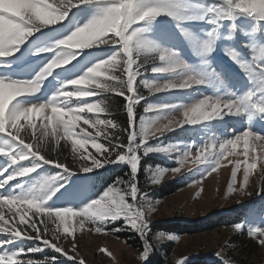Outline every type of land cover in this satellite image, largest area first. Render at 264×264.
<instances>
[{
	"label": "rangeland",
	"instance_id": "374dc122",
	"mask_svg": "<svg viewBox=\"0 0 264 264\" xmlns=\"http://www.w3.org/2000/svg\"><path fill=\"white\" fill-rule=\"evenodd\" d=\"M169 3L176 9L177 14L175 16L162 14L152 20L139 21L131 26L133 31L142 30L141 38L152 49V51L142 49L138 53L139 59L145 63L137 80V87L141 88L140 92L136 91V95L141 99L134 109L137 127H148L153 121L162 116L176 115L177 118H182L181 112L185 107L191 106L205 97L227 101L236 100L248 92H252L253 96L249 102L250 106L240 114L224 115L222 118L201 122L197 125L185 124L147 142L150 147L168 148L167 152L153 151L142 154L138 162V178L140 177L139 173L144 172V178L141 177L144 183L142 184V181H139V187L142 193H147L148 200L152 204L149 217L150 225L170 220L187 221L188 223V221L198 220L206 216L231 213L241 204L237 203L250 196L247 193L252 195L261 189L264 177L258 166L249 176L246 187L241 190L244 171L242 164L237 173L236 190L229 192L233 165L224 161L216 172L201 179L211 167L212 160L209 159L205 164L190 171L188 169L194 166L189 163L182 169L180 174L173 177L171 173H168L159 184H152V178L158 172L175 169L178 166L177 158L193 145L198 149L209 142L234 138L235 135L241 134L245 130L264 135V113L257 110V106H264V67H262L264 66V20L240 12H235L234 16L229 19L226 15L229 6L225 3V0H169ZM217 10H219L220 16H217ZM99 11L98 5H81L73 8L65 21L45 27L34 33L33 37L29 38L12 57L0 61V78L33 79L41 68L53 58L52 53L39 54L38 49L51 47L59 38L66 37L77 26H82L97 16ZM213 20L217 22L212 23ZM59 25L62 26L58 27ZM213 31L215 36L210 37L209 33ZM205 45L211 46L212 51L210 53L203 51ZM226 49L235 50L238 54V60L247 64V68H242L240 63L226 55ZM76 51H79V54L75 60L70 61L68 65L55 69L50 76L41 82V87L36 93L25 94L16 98L13 102L14 105L24 107L47 103L64 83L70 79L79 78L87 71L88 67L94 66L95 63L110 58L116 49L106 45H94L92 48ZM169 51L175 52L176 55L161 62L158 59L159 54ZM77 61H79V68H76ZM181 62L188 66L187 70L178 66ZM153 67H170L172 71L154 73L151 71ZM188 74L204 82L187 89H173L151 94L145 86L149 83L162 84L175 81L184 78ZM75 87L85 86H67L69 91ZM104 94H102L103 97ZM102 95L79 99L72 98L69 103L76 106L83 103L84 100L99 102L104 100L101 98ZM111 96L117 97L112 94ZM140 104L144 105L141 107L140 112H136ZM3 108L4 90L0 88V118H3ZM149 108L152 110L147 111L146 109ZM110 110L113 111L112 108ZM87 115L89 117L99 115L101 119L105 118L103 113ZM35 122L41 123L39 119ZM82 126L88 127L86 125ZM88 131L93 132V129L89 127ZM8 137L7 134H0V148L6 149L9 154L16 153V155H20V146L17 145L14 139ZM99 142L104 143L103 140ZM16 146L18 149H16ZM48 149L51 150L52 146ZM87 151L96 154L99 159L103 158L101 154L96 153L91 145L87 147ZM237 151H242V146ZM50 153L48 151L46 155L51 157ZM54 153L53 158L56 159L58 154ZM194 154L195 149H193ZM229 159H236V157H230ZM240 159L242 160L243 157H240ZM152 161L155 163H151ZM61 162L67 163L71 169L68 171H64L60 167L45 169V165L38 158L25 159L13 165L10 156L0 155V169H7L5 176L9 173L18 174L24 167L35 169L30 174L22 177L18 176L3 189H0V196L29 195L38 198L43 206L50 209L72 207L74 210H82L89 203L103 196L117 182L118 178L126 180L130 173V165H123L124 162L115 163L110 166V169L106 170L111 176H102L100 178L105 180L98 181V176L103 174L106 168L104 164L100 168L89 171L91 175L95 176L92 181L76 183L72 179V175L77 172H84L77 170L84 161L77 162L70 155L69 160L64 159ZM87 162L91 164L90 159ZM121 171L123 172L121 173ZM116 176H118L117 179ZM53 177H56V180L51 184L47 183ZM113 177L115 180L108 183L109 178L113 179ZM0 179H4V177H0ZM197 180L200 182L195 183L194 181ZM169 181L179 185L178 188L168 195L157 194L159 188L170 183ZM256 199L261 200V205L247 210L244 220L241 221L242 225L249 231L254 228L264 229V197L257 196ZM145 207L147 208V205ZM21 209L26 211L25 206H21ZM33 213H35L34 209L28 213L29 219L35 220L41 230H43L42 220L48 223L50 229L55 227L47 219L46 214ZM78 220L79 218H73L70 221L75 231L70 230L66 234L61 229L57 234L58 239H53L51 231L47 233V238L61 247L64 253L67 254L66 256L64 253H57L50 248H45L44 251L36 254H21L18 259L33 258L41 260L44 257H57L56 264H79L81 258L84 264H147V260L142 262L139 259L144 247L140 235L135 231L124 228L122 231L129 232L131 238H138L137 243H131L112 231L113 228L118 227L117 225L123 227V218L118 219L115 223L107 224L106 230L101 233H96L93 226L87 221L83 228H79ZM159 233H164L165 239H156ZM221 233L226 234L228 230L195 235H178V240H171L166 237L174 234L156 231L152 234V244L149 241L152 247L148 258L153 251L154 255L156 254V249H163L165 244L174 241L176 243H173L174 247L166 264H176L177 260L190 254L217 248L221 244L219 241ZM8 239H10L9 236L0 234V240ZM37 243L39 242L31 239H16L7 246L6 250L31 249ZM73 244H75V249H73ZM3 250L0 249V251ZM262 254L264 255V246H262Z\"/></svg>",
	"mask_w": 264,
	"mask_h": 264
},
{
	"label": "snow or ice",
	"instance_id": "6c2138e0",
	"mask_svg": "<svg viewBox=\"0 0 264 264\" xmlns=\"http://www.w3.org/2000/svg\"><path fill=\"white\" fill-rule=\"evenodd\" d=\"M225 3L229 6V11L226 13L229 19L234 16L235 12L248 14L235 7V0H225ZM86 4L98 5L100 8L99 14L82 26H77L66 37L59 38L51 47L39 48V54L52 53L53 58L41 68L33 79L0 78V88L4 90L3 127L0 128V134H7L13 138L20 146L21 151L20 155H16V153L9 154L6 149L0 148V155L10 156L13 165L25 159L38 158L41 162L52 163L54 166L68 171L71 167L67 163L61 162L59 156L52 159L46 155L49 145H54L51 150L55 152L61 148V141H64L63 148H70L73 159L77 162L84 161L77 169L79 171L89 172L107 163L126 161L130 165V173L126 180L118 178L117 182L103 196L92 201L82 210H74L72 207L50 209L43 206L38 198L29 195L0 196V234L10 237L8 240H0V249H4L0 251V264H56L57 257H44L41 260L33 258L18 259V257L21 254H36L44 251L45 248H50L57 253H64L61 247L47 238V233L51 231L53 239H58L57 234L61 229L66 234L70 230L75 231L73 224L70 222L73 218H79V228H83L87 221L93 226L96 233L105 231L107 224L115 223L118 219L123 218V227L113 228L112 231L118 232L128 228L140 235L144 247L139 259L144 262L147 260L152 247L148 240L152 204L148 200L147 193H142L139 187L138 162L142 154L153 151H168V148L165 147H150L147 142L185 124L197 125L201 122L222 118L224 115L240 114L250 106L252 92H248L236 100L227 101L205 97L191 106L185 107L181 112L182 118H177L176 115L162 116L153 121L148 127H137L134 109L141 99L136 95L137 80L145 63L139 59L138 53L142 49L145 51H152V49L141 38L142 30L133 31L131 26L139 21L152 20L162 14L175 16L177 14L176 9L169 3V0H0V52L6 53L0 55V61L12 57L29 38L33 37L34 33L45 27L65 21L73 8ZM114 9L121 10L123 19L118 27L109 28L105 22V13ZM48 13L53 14L55 17L54 22H46L45 17ZM216 14L220 16L219 10ZM216 22V20L212 21V23ZM85 27L103 28V34L90 47L75 45L69 48L68 45L75 39L73 34ZM209 36L214 37L215 32H210ZM94 45H106L116 49V51L110 58L88 67L87 71L79 78H73L64 83L47 103L24 107L14 105L13 102L16 98L25 94L36 93L41 87V82L50 76L55 69L68 65L70 61L75 60L79 54V51L76 50L89 49ZM203 51L210 53L212 48L210 45H205ZM175 55V52L169 51L159 54L158 59L164 62ZM226 55L240 63L242 68H247V64L238 60V54L235 50L226 49ZM58 61L61 62L58 63ZM178 66L185 70L188 68L183 62ZM76 68H79V61H77ZM151 71L163 73L172 71V69L170 67H153ZM203 82V80L188 74L184 78L175 81L162 84L149 83L145 86L151 94L173 89H187L198 86ZM69 85H83L85 87H75L69 91L67 88ZM104 93L123 98L124 111L129 117L128 127H122L117 120L112 118L110 107L103 100L99 102L84 100L83 103L76 106L69 103L72 98L95 97ZM146 110L151 111L152 109ZM257 110L264 113V106H257ZM91 113H103L105 118L101 119L99 115L89 117L87 114ZM194 113H206V116H195ZM37 119L41 123H36ZM89 127L93 129V132L88 131ZM124 134H126L127 143L124 142ZM26 136L28 139L25 138ZM100 140H103L104 143L99 142ZM89 145L103 158L99 159L96 154L88 152L87 147ZM241 146L242 151L238 152L237 149ZM193 149H195L194 155ZM230 157H236V159H229ZM240 157H243V159L241 160ZM89 159L91 164L87 162ZM209 159L212 160L211 167L201 179L216 172L224 161H227L233 165L229 192L235 191L237 173L243 164L242 190L246 187L249 176L258 166L261 169V174L264 175V135L245 130L241 134L235 135L234 138L209 142L198 149L193 145L177 158L178 166L175 169L158 172L152 178V184H159L168 173H171L173 177L180 174L182 169L189 163L194 166L188 169L190 171L205 164ZM65 160H67V157H65ZM34 170L33 167H24L18 174L9 173L5 176L7 169H0V177H4V179H0V189H3L18 176L22 177ZM55 180L56 177H53L47 183L51 184ZM194 182L199 183L200 181ZM261 190H264V188H261ZM247 194L251 195V193ZM21 206H25L26 211L22 210ZM33 209L35 210L33 214H46L47 219L55 227L50 229L48 223L42 220L43 230H41L35 220L29 219L28 213L32 212ZM242 227L243 225L238 224L234 226V229L240 231ZM248 235L254 238L260 246H264V229H251ZM166 238L179 239L176 235H167ZM16 239H31L39 243L31 249L6 250L7 246ZM156 239H165V234H157ZM73 249H75V244H73ZM64 255L67 254L64 253ZM217 256L219 257L221 254L217 253ZM186 259L187 257L177 260L176 264H185ZM79 264H84L82 258L79 260ZM222 264H229V261L222 259Z\"/></svg>",
	"mask_w": 264,
	"mask_h": 264
},
{
	"label": "trees",
	"instance_id": "16d2710c",
	"mask_svg": "<svg viewBox=\"0 0 264 264\" xmlns=\"http://www.w3.org/2000/svg\"><path fill=\"white\" fill-rule=\"evenodd\" d=\"M62 25H59L60 27ZM49 27V26H48ZM57 27V28H58ZM170 34V33H168ZM137 92L141 91V88L137 87ZM104 99L103 101L105 103H108L110 106L111 114L115 120H117L122 127H128L129 126V117L127 116L126 112L124 111V100L122 97L117 96H111V94H104V97L102 95L101 97ZM144 104H140L139 108L136 109V112H140L141 107ZM40 123V122H36ZM10 139H13L11 137H8ZM26 138H28L26 136ZM124 142L127 143V137L126 134L123 136ZM63 141H61V148L57 149L56 154H58L59 158L64 161L65 157L67 159H70V149L63 148ZM18 145V144H17ZM50 146L54 145H49ZM50 151V156L52 159H54L55 153L52 150ZM145 161L148 162V160L145 159ZM45 166L44 168H56L52 163H45L42 162ZM115 163H121V162H114V163H107L106 168L104 169V173L99 175L97 180L98 181H104L105 179H102L100 177L102 176H111L107 169H110V166ZM128 166L129 164L124 162ZM155 163V162H151ZM130 170V169H129ZM143 170V169H141ZM123 171H121L122 173ZM108 173V174H107ZM107 174V175H106ZM140 177L138 178V181H142V184L144 183V172L139 173ZM94 175H91L89 172H77L72 175V179L76 183H88L94 179ZM143 177V178H141ZM118 176H116V179ZM114 177L109 178L108 183H112L114 181ZM173 181V180H172ZM170 183L165 184L163 186H159V191H157V194L159 195H168L173 193L179 185H175L174 182L169 181ZM263 185L261 188H264V177L262 179ZM257 196L264 197V190H259L257 193H254L250 196H248L245 200L240 201L237 204H240L238 208L233 210L231 213H221L219 215H211L206 216L204 218H199L198 220L194 221H179V220H170V221H162L159 223H153L150 225V231L148 235V240L151 242L152 234L156 231H163L166 233L174 234V235H195V234H201V233H208L212 231H218L221 232V230H228V233L223 234L221 233L220 242L221 244L215 247L213 250H203L196 252L194 254H190L187 256V259L185 260V264H222V259H226L229 261V264H264V255L262 254V246L258 244V242L250 237L248 235L249 230L243 225L242 230L236 231L234 229L235 225H242L241 222L244 220V216L247 210H251L258 205H261V200L256 199ZM244 201V202H243ZM120 227V225H117ZM117 236H122V238L130 241L131 243H137V239L131 238L129 232L127 231H118L115 233ZM173 243H176L174 241L167 243L163 246V249L160 248L159 250L156 249V254L154 255V251L150 255V257L147 259V264H166L167 260L170 257V253H172V249L174 247ZM152 244V242H151ZM155 249V248H154ZM159 251V252H158ZM217 253H220L221 256H217Z\"/></svg>",
	"mask_w": 264,
	"mask_h": 264
},
{
	"label": "clouds",
	"instance_id": "9594fccd",
	"mask_svg": "<svg viewBox=\"0 0 264 264\" xmlns=\"http://www.w3.org/2000/svg\"><path fill=\"white\" fill-rule=\"evenodd\" d=\"M235 7L249 15L257 16L264 19V0H235ZM123 19V14L120 9H114L105 13V22L107 27L116 28L120 25ZM46 22H54L55 17L52 13H48L45 17ZM103 28L100 27H85L74 33L75 39L68 45L69 48L79 45L81 47H90L100 39L103 34ZM6 53L0 52V55ZM61 61H58V63ZM195 116L204 115L206 113H194ZM3 127V118H0V128Z\"/></svg>",
	"mask_w": 264,
	"mask_h": 264
}]
</instances>
